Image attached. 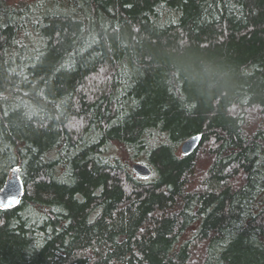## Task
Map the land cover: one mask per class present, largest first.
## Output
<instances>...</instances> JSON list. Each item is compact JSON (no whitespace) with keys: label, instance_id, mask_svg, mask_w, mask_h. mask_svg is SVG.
Segmentation results:
<instances>
[{"label":"trees","instance_id":"trees-1","mask_svg":"<svg viewBox=\"0 0 264 264\" xmlns=\"http://www.w3.org/2000/svg\"><path fill=\"white\" fill-rule=\"evenodd\" d=\"M12 171L0 264H264V0H0Z\"/></svg>","mask_w":264,"mask_h":264},{"label":"water","instance_id":"water-1","mask_svg":"<svg viewBox=\"0 0 264 264\" xmlns=\"http://www.w3.org/2000/svg\"><path fill=\"white\" fill-rule=\"evenodd\" d=\"M197 138L193 137L182 143L180 150L183 154L189 153L195 147ZM134 172L140 176L145 177L149 175V168L141 163L132 166ZM23 193V185L17 176L16 171H12L10 177L6 180L4 186L0 190V208L8 209L17 205Z\"/></svg>","mask_w":264,"mask_h":264}]
</instances>
